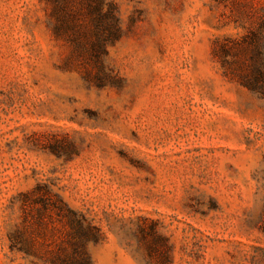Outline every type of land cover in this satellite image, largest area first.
I'll list each match as a JSON object with an SVG mask.
<instances>
[{"label":"rangeland","instance_id":"rangeland-1","mask_svg":"<svg viewBox=\"0 0 264 264\" xmlns=\"http://www.w3.org/2000/svg\"><path fill=\"white\" fill-rule=\"evenodd\" d=\"M100 1L121 25L102 70L55 36V0H0V264L65 244L24 195L92 221L91 264H264V99L217 56L264 38V0ZM63 3L94 28L96 0Z\"/></svg>","mask_w":264,"mask_h":264},{"label":"trees","instance_id":"trees-1","mask_svg":"<svg viewBox=\"0 0 264 264\" xmlns=\"http://www.w3.org/2000/svg\"><path fill=\"white\" fill-rule=\"evenodd\" d=\"M103 2L96 0L90 9L94 28L82 34L67 23V10L63 0H55L52 16L56 21L53 32L58 38H65L74 47L75 52L84 58H91L95 67L99 70L104 68L107 47L117 41L121 36V25L115 5L109 4V11L103 13ZM235 58L229 59L225 55L230 48L226 45L220 47V62L222 68L236 78L241 86L264 99V38L253 33L241 43L233 45ZM223 53V55L221 54ZM240 57V58H239ZM44 192L50 195L47 187H38L34 194ZM24 215L27 219L33 213L51 216L54 209H58L59 217L65 220L66 240L64 246L56 252H50L46 257L47 264H91L90 257L86 252L89 242H98L101 238L100 230L84 214L69 208L61 199H57L58 207L45 198L24 195ZM30 202V203H29ZM41 205V209L35 206ZM21 230L16 237L12 238L11 250L19 253L31 254V250L21 246L23 236Z\"/></svg>","mask_w":264,"mask_h":264}]
</instances>
